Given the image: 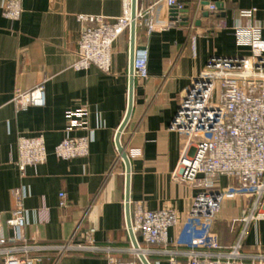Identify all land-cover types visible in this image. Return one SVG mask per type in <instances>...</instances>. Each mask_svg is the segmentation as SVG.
Returning a JSON list of instances; mask_svg holds the SVG:
<instances>
[{
	"label": "crops",
	"instance_id": "1",
	"mask_svg": "<svg viewBox=\"0 0 264 264\" xmlns=\"http://www.w3.org/2000/svg\"><path fill=\"white\" fill-rule=\"evenodd\" d=\"M0 0V214L7 238L14 232L7 222L22 198L27 226L25 241L10 243L7 249L34 248L36 264H109L136 261L134 245L127 230L126 165L120 159L116 135L129 110L130 34L126 32L113 45L112 67L105 73L96 67L76 70L83 27L79 17L116 19L123 14V0H21L22 15L13 22L3 16ZM193 6L197 0H180ZM220 5L215 17L201 16L195 30L184 24L148 36L137 31V42L149 48L148 74L135 83L131 118L121 134L124 148L141 152L131 160L130 201L142 203L151 211L172 208L182 220L190 211L199 190L176 178L183 138L170 129L185 92L194 78L204 71L212 56L248 55L230 30L240 10L256 9V19L264 25V0H205ZM164 5L157 10L161 26L171 20ZM223 21L229 29L213 30ZM264 39V33H263ZM45 88L46 104L19 110L14 104L18 90ZM84 110V128L69 130L67 114ZM21 137H43L48 152L44 165L28 168L21 176L17 167ZM90 138L89 155L63 161L55 148L71 138ZM230 184L221 178L222 188ZM65 194L66 208L60 206ZM242 202H225L215 226L216 238L226 246L235 244L244 233V251L264 252V220L239 224ZM182 225L169 231L175 242ZM212 239H215L212 237ZM79 245L85 248L62 256L47 247ZM96 247L97 251L89 248ZM37 248V249H36ZM151 264H171L164 250L187 264L182 247L147 245ZM11 254H16L12 252ZM5 255H0V264Z\"/></svg>",
	"mask_w": 264,
	"mask_h": 264
},
{
	"label": "built area",
	"instance_id": "2",
	"mask_svg": "<svg viewBox=\"0 0 264 264\" xmlns=\"http://www.w3.org/2000/svg\"><path fill=\"white\" fill-rule=\"evenodd\" d=\"M161 4L174 12L165 26L159 25L156 17ZM206 13L210 17L220 14L218 4L197 0L188 8L180 0H136L133 18V0H123V14L116 19L81 16V23L95 26L83 27L74 68L81 71L96 67L109 73L113 45L126 32H129L131 42V27L135 23L133 78L135 83L144 82L149 77V48L138 44V29H145L151 36L186 24L193 31ZM256 14V9L238 11L237 22L230 29L238 46L247 49L249 54L212 56L200 76L192 80L170 125V129L183 138L176 178L199 190L188 216L182 220L172 208L151 211L141 202L130 201L131 226L127 223V230L133 233L138 244V249L134 247L133 250L137 260L119 262L111 259L109 264H143L140 256L147 259L148 252L142 249L143 244L182 247L186 250L183 255L187 264H264V252L259 246L255 253L244 251V233L235 244L226 246L216 238L214 230L227 201L243 204L241 216L231 221L232 231L239 224L264 220V25L257 21ZM21 15V0H8L3 6L6 19L17 22ZM216 29L229 28L220 21L213 30ZM14 104L19 110L45 106V88L39 86L29 92L18 90ZM86 116L84 110L69 112V130L84 128ZM90 141L86 137L68 138L55 148V155L63 161L85 158L89 155ZM123 149L130 163L141 155L139 150ZM18 152L17 167L21 176L26 175L28 168L44 165L48 160L43 137L19 138ZM120 159L125 163L121 154ZM221 178L229 179L230 184L222 188ZM17 195V207L7 222L14 238L5 236L0 214V255L6 256L3 264H36L41 259L30 256L34 248L7 249L10 243L25 241L21 232L27 226V214L22 198ZM65 197V194L60 195L62 208L67 207ZM180 225L181 235L171 243L169 231ZM49 249L64 256L85 248L69 243L45 248ZM89 250L97 251L98 248ZM161 254L169 256L171 264H182L172 250H164Z\"/></svg>",
	"mask_w": 264,
	"mask_h": 264
},
{
	"label": "water",
	"instance_id": "3",
	"mask_svg": "<svg viewBox=\"0 0 264 264\" xmlns=\"http://www.w3.org/2000/svg\"><path fill=\"white\" fill-rule=\"evenodd\" d=\"M218 8L220 9V5H218ZM135 10H136V0H133V18L135 16ZM172 14H174V12L172 11ZM205 16H209L207 13L205 14ZM199 25V24H198ZM135 35H136V26L135 23L132 24L131 27V47H130V53H131V64H130V88H129V110H128V114L126 117L125 122L123 123V125L121 126L119 133L117 135L116 138V144L118 147V151L121 154L125 165H126V173H127V189H126V217H127V223L128 226H131V219H130V185H131V163L129 161V159L127 158L125 151L123 149V147L121 146L120 143V138H121V134L124 131V129L126 128L131 115H132V109H133V98H134V89H135V80L133 78V57H134V50H135ZM130 236L133 242V245L136 249H138V244L136 242L135 236L133 235V233L130 231ZM141 262L143 264H149L147 259L144 256H140Z\"/></svg>",
	"mask_w": 264,
	"mask_h": 264
},
{
	"label": "bare ground",
	"instance_id": "4",
	"mask_svg": "<svg viewBox=\"0 0 264 264\" xmlns=\"http://www.w3.org/2000/svg\"><path fill=\"white\" fill-rule=\"evenodd\" d=\"M139 253H141V252H139Z\"/></svg>",
	"mask_w": 264,
	"mask_h": 264
}]
</instances>
